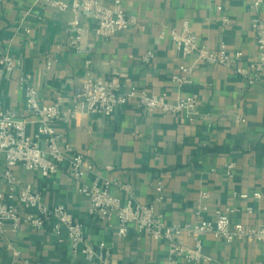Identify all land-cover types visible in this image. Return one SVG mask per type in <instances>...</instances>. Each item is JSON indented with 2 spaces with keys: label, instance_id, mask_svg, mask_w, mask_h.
<instances>
[{
  "label": "crops",
  "instance_id": "obj_1",
  "mask_svg": "<svg viewBox=\"0 0 264 264\" xmlns=\"http://www.w3.org/2000/svg\"><path fill=\"white\" fill-rule=\"evenodd\" d=\"M123 6L137 22L108 36L96 35V20L80 13L83 34L81 50L76 51L69 43L73 12L42 7L34 0H0V54L21 58L41 102L60 99L64 108L76 105L82 80L89 74L165 94L170 100L198 93L199 114L193 120L184 112H150L130 103L120 105L111 116L77 114L56 126L93 165L84 182L96 177L108 180L110 192L123 201L130 195L120 185L129 184L140 203L154 201L157 183H164L163 199L154 203L168 225L212 219L217 210L228 212L232 222L264 224V77L251 84L231 67L198 62L194 55L183 57L171 38V29L179 30L188 21L210 49L217 51L224 42L230 51H242L237 64L246 66L258 56L252 20L257 15L264 18V2L125 0ZM149 50L154 54L145 62L143 55ZM185 66L193 68L192 82L180 86L175 76ZM19 75L16 70L0 80V109L33 121L28 127L33 132L37 118L26 107ZM239 116L245 120L238 121ZM5 169L0 154V192L6 189ZM13 172L22 183L41 191L47 204H65L84 223L89 241L111 245L115 264H264V243L229 242L212 234L203 237L209 261L172 262L167 241L139 235L134 227L121 237L116 216L101 220L89 214V199L78 191L79 182L66 167L49 177L20 165ZM53 225L54 220L41 228L22 224L15 230L6 223L0 263L21 264L25 258L45 264H85L82 256L72 255L68 240L59 241ZM179 240L194 243L187 234Z\"/></svg>",
  "mask_w": 264,
  "mask_h": 264
},
{
  "label": "built area",
  "instance_id": "obj_2",
  "mask_svg": "<svg viewBox=\"0 0 264 264\" xmlns=\"http://www.w3.org/2000/svg\"><path fill=\"white\" fill-rule=\"evenodd\" d=\"M125 0H112L111 5L102 0H34L36 5L50 7L57 11H71L74 18L69 22V43L76 50H81L83 27L79 14L89 13L96 20L95 34L108 36L123 31L135 24L136 18L129 15L124 6ZM264 0H253L254 5ZM227 21V19H224ZM258 46L257 59L246 66L238 65L242 51H230L222 42L217 51L202 43L192 31L188 21L182 27L171 29V38L183 57L194 55L196 61L208 64H220L234 69L236 73L246 76L251 84H258L264 77V18L255 16L252 20ZM27 31H30L27 28ZM149 50L143 55V60L149 62L153 57ZM90 61H87V65ZM52 59L47 60L51 67ZM20 71L18 77L20 88L24 92L27 109L36 116V129L29 132V124L33 121L27 117H18L11 111L0 109V154L4 155L6 169L2 174L6 185L0 192V238L5 235V225L10 222L13 229L22 224H30L41 228L54 220L52 227L60 242L69 241L73 256H82L85 264L99 262L115 264L112 246L105 241L93 243L88 240L83 222L75 219L73 213L65 204L49 205L45 202L41 191L30 183H22L13 172L15 166L28 170H38L45 177L56 174L66 167L68 174L79 182L78 191L89 199V214L101 220L118 218V234L126 237L131 227L140 235H151L155 239L167 241L172 262L182 260L186 263L206 262L210 257L203 251V237L212 234L226 241L243 239L264 243V224L257 226L240 222H232L228 212L217 210L212 219H199L185 224L168 225L163 213L155 208L154 201L163 199L164 183L156 185L157 195L154 201L148 203L136 202L131 186H120L129 193V198L123 201L110 192L111 182L99 181L96 177L91 182L83 178L93 172V165L87 162L85 155L77 151L64 140V133L57 128V122L67 120L77 114L98 113L111 116L120 105L135 104L139 108L154 112L181 113L184 112L193 120L198 116L200 97L198 93L170 100L165 94H158L136 85H125L114 78L95 77L91 74L82 80L78 102L72 108H64L60 99L51 103L40 100V92L33 81V75L23 69V60L10 53L0 54V80L13 71ZM191 66L182 67V74L175 76L180 86L192 82ZM205 118V116H202ZM238 121H244L239 116ZM234 165L230 164L229 169ZM244 196V195H241ZM25 210L26 212H22ZM187 234L193 239V245L180 242L179 237ZM2 264V263H0ZM3 264H18L12 260ZM21 264H45L31 259H23Z\"/></svg>",
  "mask_w": 264,
  "mask_h": 264
}]
</instances>
